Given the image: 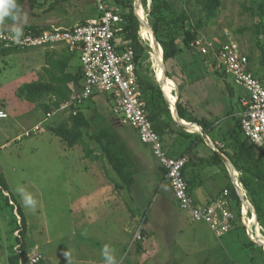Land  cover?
<instances>
[{
	"label": "rangeland",
	"instance_id": "1",
	"mask_svg": "<svg viewBox=\"0 0 264 264\" xmlns=\"http://www.w3.org/2000/svg\"><path fill=\"white\" fill-rule=\"evenodd\" d=\"M61 1L62 3L57 5L54 10L48 11L55 0H44V4L38 9V12H42V18L44 17V19H39V23L43 22L50 25L52 24L53 26H71L76 23H81L85 19L88 20L90 17L98 16L97 8L92 0ZM146 1L147 4L145 6L144 0H135V12L137 13L138 8L142 7L146 16L144 17L146 19L144 23L149 24L148 12L151 0ZM172 1L175 3L178 10H182L185 7L190 12L192 21L203 13L202 6L198 0ZM261 1L263 0H222L218 15L202 29L200 34L222 40H235L249 56L250 67L253 73L264 82V34L257 31V25L260 21L258 5ZM149 25V33L143 34V30L141 32V36L143 35L145 38L143 40L150 44L149 57L143 62V71L145 74L149 75L150 78L157 81V70L159 68L158 72L162 75V62L159 63L158 59L160 52L162 53V49L159 46L155 48L154 53L152 52V43L150 41V37H152L150 32L151 25ZM9 28H7V30L14 29L15 27L11 26ZM181 46L183 47V45ZM47 49V47L42 46L29 47L14 51L8 55L1 54L0 86L10 83L13 80L19 81L25 79L28 76L27 72L36 68L43 60L47 65V61H50V58L47 56ZM61 52L64 56L69 54L72 55L70 59L71 62H69L72 70L75 71L81 66L82 63L78 53L71 52L68 47H65V49L62 48ZM166 67L175 75L174 77L178 80L181 90L188 87L187 85L192 86L191 88L193 89L191 90L195 92L193 94L196 96L195 99L198 105L210 108V111L215 112L216 116L214 118L218 120L219 123H222L221 125L228 123V120H226V113L228 110L238 112L240 108L239 96L247 94L244 87L234 82L231 74L226 73L223 68L216 67V61H214L211 56L194 53L189 49H184L177 58L167 62ZM226 84L233 87L235 96L230 95L229 88ZM12 85L13 83H10V85L7 86L12 87ZM163 85L170 86L165 83H163ZM170 88L172 87H169L170 92L174 91L173 93L177 96L178 88L176 87L173 91ZM7 96L11 97L10 94H7ZM12 97L16 100H20L17 98L18 95H13ZM99 100L100 105L97 98L94 101L89 99L83 105L88 118L94 119L91 122L90 128L87 129L88 133L95 130L97 123L101 121V116L97 117L98 120L94 117L99 111H103L107 116L112 115L109 108L110 102H105L108 101L107 98L102 95L99 96ZM7 102L9 105L7 108L13 110L11 108L13 106V100H8ZM172 102L171 100V103ZM102 103H104L103 105H105V108L101 106ZM38 106L39 104L37 103L35 112H24V115H28L25 117V119L28 118V120L17 123V133H22L25 128H30L35 123L42 122L43 126L41 131L33 133L30 136H22L20 138L21 140L10 141L9 143L6 140V136H3L2 132H0V170L7 179L10 192L16 197L21 206L25 208L24 212H26L25 214L28 221L30 220L27 237L25 238L26 249L31 246V234H36L39 236L40 241L38 243H40L41 246L40 250L44 254L43 261L39 264H50L51 262L52 264H56L58 261H56V263L52 261V256L50 254L52 250H54V246L61 247L59 251H57L58 255L64 252V248L69 243H72L73 240L77 239L79 235L83 233L78 232L76 235H71L76 225L73 223L70 210L72 201L81 195L78 191H80L83 186L87 187L86 184L82 182L83 177L81 175V169H83L85 162L80 160V156H82V149L78 148L80 144L67 147L65 145L66 143H64L59 136L49 130L50 127L62 123L65 116L64 113L57 112L46 118L45 113L47 111ZM67 115L69 116V112ZM21 120L23 121V118ZM4 122L10 124L12 119L7 121L0 120V124ZM24 126L25 128H23ZM149 148L151 147L149 146ZM147 150L149 158H154L150 150ZM257 154V156H261V152L257 151ZM151 178H156L155 173L151 174ZM244 179L250 181L253 190L261 191L263 194V183L256 181V179L253 177L251 178L247 174L246 177L244 175ZM75 181L80 184L79 188L73 184ZM228 182L230 183V187L233 188L234 183L232 177ZM18 187L22 188L25 193H30L34 199H36L37 206L35 211L23 205L22 196L17 192ZM126 188L128 187L126 186ZM71 189H73L71 192L68 191ZM246 191L248 190L246 189ZM247 194L250 196L249 192H247ZM159 195L160 194H157L154 197L151 196L149 192L136 193L135 196L137 200L135 199L136 203L135 205L133 204V208H136V212L140 214L141 210L139 208L143 205L146 206L149 201H151V209H149L148 206V211L151 213L149 219L151 220L152 217H155L158 211H160V209L157 208V205L160 203ZM3 205L4 198H0V264H10V257L14 252L20 251V246L15 240L17 232L13 234L12 231V214L9 209H4ZM180 212L181 213L177 212V215L171 217L172 221L169 222L167 228L163 230L165 233V242H163L164 251L162 264H208V261H210L211 264H227L226 261H228V264L231 262L232 264H255V260L252 261V257L254 259L258 258L259 252H261L260 249H255V251L251 253L246 250L245 246V248H243L238 242L234 241L232 243L231 239L233 238L229 237V235L225 238L229 239L226 243L222 241L223 239H216V246L217 248H221L225 243L227 253L232 257L233 261L230 260L225 253L218 258L213 250L210 252H206L207 250H196L198 241L193 240L191 227L188 226L189 230L183 232L185 240L178 235L180 229L183 228L184 225L181 223L182 220L188 221L186 213L181 210ZM19 218L18 216V219ZM75 222L78 224L80 223L77 219ZM165 229H167V231ZM210 232L213 234L212 231H208L206 237L209 238V236H212ZM38 233L40 235H38ZM245 234L247 235L246 231ZM245 234L242 233L241 239L247 241ZM49 237L52 238V240L57 239V241H55L53 245L45 244L46 239ZM232 244H235L233 248L231 246ZM186 246L193 247L192 251H186ZM261 247L263 248V246ZM28 253H30V251H28L27 254ZM28 255L31 257L33 254ZM30 257L27 258V264H29ZM257 261L259 260L257 259ZM58 264L62 263L58 262ZM258 264H260V262Z\"/></svg>",
	"mask_w": 264,
	"mask_h": 264
},
{
	"label": "crops",
	"instance_id": "2",
	"mask_svg": "<svg viewBox=\"0 0 264 264\" xmlns=\"http://www.w3.org/2000/svg\"><path fill=\"white\" fill-rule=\"evenodd\" d=\"M141 16L143 19L146 17L144 12ZM91 18L94 17H90L89 19ZM150 41L152 43V52L154 53L155 48L158 46L161 47V45L155 43L153 35L150 37ZM62 48L65 49L63 45L55 48H48L47 54H52L54 52L62 53ZM194 53L198 52L195 51ZM69 62H71V60ZM69 64L67 72L74 74L78 69L81 70L80 66L74 71L71 69ZM46 66H48V64L46 65V62L43 60L36 68L27 72L28 76L25 79H21L19 81L13 80L10 82L13 83L12 87L7 86L10 85V83L0 86V104L8 113L7 118H0V120L7 121L12 119L10 124L5 122L0 124V132H2L3 136H6L8 143L10 141L21 140L20 138L25 136V132L27 130L33 128L37 124H42V122L35 123L30 128H25L24 126V131L22 133H17V123H22L25 120H28V118L25 119L28 115H24V112H35L37 109V103L29 101L26 98H20L21 96L18 95L17 91L20 86L26 82L48 81L49 75L45 71ZM159 69L157 70V81L152 78L151 79L162 88L163 83H161L158 75ZM166 70L171 73V71L167 69L166 64H164L165 76L162 67V77L172 81L174 83L173 90L177 87L178 91L177 96H175L173 93L174 91L170 93L168 91L166 92L162 88L165 96L168 100H170V110L174 122L170 121L171 119L165 114L159 118V121L164 122L161 139L164 148L170 155H188L190 157L185 175L191 184V192L194 200L199 204H208L216 199V197L225 188H229L231 192L234 189L237 193L234 185L232 189V187H230V183L228 182L231 177L233 179V183L234 181H237L242 185L241 189L246 190L243 183L244 175L246 177V173L242 170H238L233 163L232 156L234 153L231 146V134H233L237 129L239 112L242 110L241 99L246 94L239 96L240 108L238 112L228 110L226 113V120H228V123L221 125L222 123H219V121L214 118L216 116L215 112L210 111V108L198 105L195 99L196 96L193 94L195 92L191 90L193 89L191 88L192 86L187 85L188 87L181 90L178 80L174 77L175 75L171 73L172 78L167 77ZM226 86L229 88L230 95L235 96L233 87L228 84H226ZM69 87L73 90L78 88L73 83H70ZM7 94H10L11 97H8ZM13 95H18L17 98L20 100H16L12 97ZM98 95H104L108 100L105 102H110L109 108L112 115L107 116L103 111H99L94 117H106L108 122L116 129L120 137V141L129 151L131 169L134 172L137 181L132 189L126 188V185L122 182L108 158L103 156L100 145L90 138V134H92L94 130L89 133L85 131L84 140L90 145L94 151L93 155L95 156L87 155L82 144L78 146V148L82 149V156H80V160L85 162L83 169H81V175L83 177L82 182L85 183L87 187L83 186L81 190L79 189L80 191L78 192L81 195L72 201L70 210L73 223L76 225L72 230L71 235H76L78 232L83 233H81L77 239L73 240L72 243L68 244L67 241L68 245L64 248V252H61L58 255L57 251H59L61 247L54 246V250L50 253L52 261H55V263L58 261L62 264H105L104 258L101 254V249L105 245H108L114 249L117 264H162L164 251L163 242H165V233L163 230L164 228H167V224L172 221L171 217L177 215V212L181 213L180 210H184L179 208L171 187L166 180L164 170L154 156L152 148H149V146L140 141L135 128L128 125H122L117 121L113 112L114 102L110 95L103 93H99ZM98 95H95L92 100L94 101L97 98L100 105L101 99L99 100ZM178 96L181 97L180 101L184 108H186L187 114L191 113L194 117L200 120L202 122L201 125L189 121L188 118L184 119L179 116L176 109ZM49 98L50 97L46 98L47 101H49ZM8 100H13L12 104L14 107H11L13 110L7 108L9 106L7 102ZM171 100L173 101L172 103ZM103 104L104 103H102L101 106L105 108V105ZM82 109L83 113L87 116L85 107ZM175 110L177 114L174 113ZM62 113L65 115L64 120L62 121L64 122L69 116L65 112ZM176 115L179 116L180 120L177 119ZM22 118L23 121L21 120ZM89 119H91V121L94 120L93 118ZM241 135L244 136L243 133H241ZM147 149L150 150V153L154 158H149ZM214 154L218 155V158L214 156ZM152 173H155L156 178H151ZM73 184L78 188L80 187V184L76 181L73 182ZM72 190L73 189L68 191L71 192ZM141 192H149L151 193V196L154 197L157 194H160V203L157 205V208L160 209V211H158L157 215L152 217L151 220L149 219L151 213L148 211V206L149 209H151L152 206L151 201H149L146 206L143 205L139 208L141 210L140 214L136 212V208H133V204L135 205L136 203L135 195L136 193L138 194ZM23 210L25 211V208H23ZM184 212L188 217V221L182 220L181 223L184 225L183 228L180 229L178 235L183 237L185 240L183 232L185 230H189L188 226L191 227L193 240L198 241V244H196V250H207L206 252L213 250L214 254H216L218 258L225 253L229 259L233 261L232 257L229 256L227 249L225 248V243L229 240L225 239L227 238V235L233 238L231 239L232 243L236 241L243 248H245L244 240L241 239L242 234H239V232H243L236 230L237 227L235 228L234 226L232 231L225 234L221 238L217 237L213 233L215 235L214 236L210 232L212 236H209L208 238L206 235L208 234V231H211L209 226L203 222L192 220L189 214L186 211ZM76 219L80 222L79 224L75 222ZM239 223H241V221H239ZM28 224L29 228L30 220L28 221ZM139 228L143 229V239L136 238V232ZM165 230L167 231V229ZM38 235L40 234L38 233ZM216 239H223L222 241L225 242L221 248H217ZM39 241V236L31 234V246L26 249L27 258L30 257L28 254H33L31 257L39 254L42 255V258L37 264L43 261L42 259L44 255L40 250L41 246L40 243H38ZM55 241H57V239L52 240V238L49 237L46 239L45 244L53 245ZM255 244L263 246L259 242H255ZM231 246L233 248L235 244H232ZM192 248L193 247L186 246V251H192ZM246 250L248 249L246 248ZM28 251H30V253L27 254ZM250 252L252 253V251ZM58 262L56 264H58ZM226 263L228 264V261H226ZM25 264H27V262ZM50 264H52V262ZM208 264H211V262L208 261ZM230 264H232V262Z\"/></svg>",
	"mask_w": 264,
	"mask_h": 264
},
{
	"label": "built area",
	"instance_id": "3",
	"mask_svg": "<svg viewBox=\"0 0 264 264\" xmlns=\"http://www.w3.org/2000/svg\"><path fill=\"white\" fill-rule=\"evenodd\" d=\"M92 1L98 16L86 20L85 23L52 26L39 34H28L22 29L23 35L19 42L14 39V29L0 31V44L19 46L21 49L41 46L55 48L63 45L71 52L78 53L82 63L81 85L70 100L46 113V118L66 110L69 115L71 112L77 114L85 102L96 94L110 95L117 121L135 128L140 141L152 148L154 156L165 170L166 180L179 208L186 211L192 220L207 224L211 231L221 238L232 230L236 221L231 190L225 188L208 204H199L194 200L184 173L190 157L172 156L164 148L161 136L154 128L142 98L135 50L131 46L118 47L117 33L123 20L118 7L111 0ZM190 46L198 53L211 56L216 61V67L223 68L233 76L236 84L245 88L247 94L241 99L242 110L239 112L242 133L256 147H263L264 82L253 73L249 56L233 39L222 40L199 34ZM7 117L8 113L0 104V118ZM41 129L42 124H37L27 130L25 136L38 133ZM234 187L242 200L241 224L248 237L254 242L262 243L264 247V229L257 218L255 207L246 190L241 189L240 183L234 181ZM136 238H144L142 228L136 232ZM41 258V254L33 256L29 259V264H36Z\"/></svg>",
	"mask_w": 264,
	"mask_h": 264
},
{
	"label": "trees",
	"instance_id": "4",
	"mask_svg": "<svg viewBox=\"0 0 264 264\" xmlns=\"http://www.w3.org/2000/svg\"><path fill=\"white\" fill-rule=\"evenodd\" d=\"M16 2L21 10L22 19L17 22H13L10 19L0 22V31H6L7 28L11 26L17 27L22 25V29L26 33L39 34L43 30L53 26L52 24L39 23L38 21L39 19H44V17L42 18V12H38V9L44 4V0H16ZM111 2L118 7L119 13L123 19L122 23L119 24L120 30L117 33L118 47L131 46L135 50V61L137 63V74L140 89L142 91V98L146 103L148 116L155 130L162 137L164 122L159 121V118L165 114L171 119L170 121L174 122V120L170 110V100L167 99L160 85L156 84L150 76L143 71V62L149 57L150 44L141 37V22L135 12V0H111ZM198 2L202 6L203 15L201 14L192 21L190 12L185 7L182 10H178L172 0H151L148 12L149 24L162 47L161 49H163L164 64L177 58L184 49L194 51L191 49L190 43L196 39L202 29L210 21L216 18L222 0H198ZM60 3H62L61 0H55L48 11L54 10ZM146 4L147 1L144 0V5L146 6ZM258 8L260 21L257 25V31L264 34V0L261 1ZM140 17L142 18L141 15ZM82 22L85 23L86 19ZM181 45H183V47ZM20 49L21 47L19 46H6L0 44V55H8ZM47 56L50 58V61H48V66L45 67V71L49 75V80L46 82H26L22 84L17 91L19 96L29 101L39 103V105L47 111L46 113L59 108L61 104L72 98L76 91L70 88L69 84L73 83L79 88L82 76L80 69L74 74L67 72V67L72 57L71 54L64 56L62 53L54 52L53 54H47ZM166 75L172 78L168 70H166ZM163 86L166 92H170L168 86ZM47 97H50L49 101L46 100ZM180 99L181 97L178 96L176 102V109L179 116L184 119L188 118L189 121L201 125L202 122L200 120L191 113L187 114L186 108H184ZM83 107L80 108L77 114L71 112L66 121L62 122L60 125L50 127V130L59 136L67 146L72 147L76 144H82L87 155L95 156L93 155L94 151L90 145L84 140V133L85 131L87 132L92 121L83 113ZM100 118L101 121L97 123L94 132L90 134V138L100 145L103 156L108 158L122 182L129 189H132L136 182V178L131 169L129 151L120 141L116 129L108 122L106 117L101 116ZM96 120L98 119L96 118ZM241 133L242 129L238 119L237 129L231 134V146L234 153L232 156L233 163L238 170H242L251 178L253 177L256 181L264 184V146L260 148L256 147L247 138L242 136ZM257 151L261 152V156H257ZM214 156L218 158V155L214 154ZM188 183L191 189V184L189 181ZM243 183L248 190L247 192L250 194V196H248L255 207L257 218L264 227V192L262 194L261 191L253 190L250 181L246 179H244ZM0 198H4L3 208L9 209L12 214V231L13 234L17 232L15 240L20 246V252H14L10 257V264H25L27 262L25 243L28 231L27 216L16 197L11 194L7 179L1 170ZM232 200V209L236 214L234 226L235 228L237 227L236 230L242 231L245 234L244 226L239 223L241 219L240 208L242 200L234 189L232 190ZM18 216L20 217L19 219ZM239 234L242 233L239 232ZM246 237L247 242L244 241V245L248 250L254 252L255 249H260L261 251L259 252L258 258L254 259L252 257V261L255 260V264L259 262L260 264H264L263 248L255 244L247 235ZM257 259L259 261H257Z\"/></svg>",
	"mask_w": 264,
	"mask_h": 264
},
{
	"label": "clouds",
	"instance_id": "5",
	"mask_svg": "<svg viewBox=\"0 0 264 264\" xmlns=\"http://www.w3.org/2000/svg\"><path fill=\"white\" fill-rule=\"evenodd\" d=\"M6 19H10L13 22H17L22 19L21 10L16 0H0V22H3ZM13 31L14 39L19 42L20 38L23 35L22 25L15 27ZM17 192L22 196L23 205L26 208L35 211L37 206L36 199H34V197L30 193H25L22 188L18 187ZM101 254L104 258L105 264H117V259L114 255V249H112L110 246L105 245L101 249Z\"/></svg>",
	"mask_w": 264,
	"mask_h": 264
},
{
	"label": "bare ground",
	"instance_id": "6",
	"mask_svg": "<svg viewBox=\"0 0 264 264\" xmlns=\"http://www.w3.org/2000/svg\"><path fill=\"white\" fill-rule=\"evenodd\" d=\"M138 11L141 13V14H143V8L142 7H140V8H138ZM138 12V13H139ZM143 18V17H142ZM143 20H145V19H143ZM145 22V21H144ZM142 30H143V34H147V33H149L148 32V24H146V23H144V24H142V29H141V32H142ZM143 36V35H142ZM145 39V38H144ZM159 47V46H158ZM159 63H161L162 61H163V55H162V53L160 52V55H159ZM158 75H159V78H160V80H161V82L162 83H165V84H169L171 87H172V91H173V89H174V83L172 82V81H170V80H168L167 78H163L162 77V75L158 72ZM264 242V241H263Z\"/></svg>",
	"mask_w": 264,
	"mask_h": 264
},
{
	"label": "water",
	"instance_id": "7",
	"mask_svg": "<svg viewBox=\"0 0 264 264\" xmlns=\"http://www.w3.org/2000/svg\"><path fill=\"white\" fill-rule=\"evenodd\" d=\"M136 14H137V16L139 17L141 24H144V20H143V18L140 17L139 13L137 12ZM148 25H149V24H148ZM141 26H142V25H141ZM149 26H150V25H149ZM150 28H151V30H152V35H153V38H154L155 43L159 44V42H158V40H157V38H156V36H155V33H154V31H153V29H152L151 26H150ZM162 67H163V71H164V63H163V61H162ZM164 76H165V71H164ZM161 83H162V82H161ZM162 88L164 89L163 86H162ZM174 113L177 114L176 110L174 111ZM176 117H177L178 120H180V118H179L178 115H176ZM261 244H262V243H261Z\"/></svg>",
	"mask_w": 264,
	"mask_h": 264
}]
</instances>
